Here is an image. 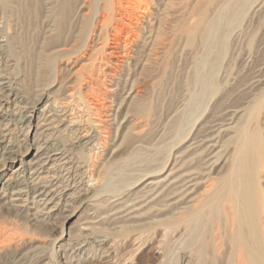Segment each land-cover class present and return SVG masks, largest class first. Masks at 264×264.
I'll return each instance as SVG.
<instances>
[{
	"label": "bare ground",
	"instance_id": "1",
	"mask_svg": "<svg viewBox=\"0 0 264 264\" xmlns=\"http://www.w3.org/2000/svg\"><path fill=\"white\" fill-rule=\"evenodd\" d=\"M199 1L190 5L191 12L188 10L190 14L181 35L185 33L184 48L193 53L194 71L201 76L200 87L183 104L184 110L189 109L183 113L184 118L174 124V136L171 142L168 141H174L184 149L178 151L171 167L167 157L160 166L149 171L147 178L138 175L130 183L126 179L129 174L125 172L128 160L124 159L119 168L121 173L117 174V177L123 176L118 179L121 186L110 179V185L107 184L112 187L113 195L102 201L95 200L99 195H94L91 208L96 216L100 209L108 206L110 217L127 219L132 213L129 209L135 207L140 196L147 195L146 199H155L156 203L166 197L163 208L157 212L168 210L170 215L165 224H176L178 253L175 264H218L221 258L226 264H264V133L258 124L259 113L264 108V39L258 36L256 41L258 27L252 32L248 30L257 15V23L264 25V0H204L203 7ZM42 2L44 7L47 6L45 17L57 15L71 25L64 33L59 22L55 27L46 24L39 40L42 42L36 62L37 77L32 85L22 89L25 76L20 74V63L15 57L14 34L8 31L4 21L9 2L0 0V207L30 216L34 222L39 218L51 219L87 191L85 185L80 190L71 189L64 171H68L66 166L72 150L84 151L98 138L94 133H82L75 138V145L66 146V140L56 144L53 141L55 132L64 138L68 132H73L63 103L77 93L95 111L105 107L108 98L118 89V83L105 86L104 81L107 77H115L123 66L128 70L131 66L135 72L132 88L161 37L166 8L175 4L174 0H81L70 20L69 14L53 11L55 0ZM89 4L93 9L92 19L83 32L81 21L83 15L88 14H82L81 9ZM41 13L44 14L38 12ZM194 17L197 19L193 20ZM236 32L247 36V59L241 67L244 74L232 72L230 78L234 83L252 73V77L237 87L247 90L248 95L240 106L226 111L229 113L225 119L221 116L213 120L206 133H191L199 108L205 106L209 96L219 89L218 74L226 65ZM131 41L138 44L129 55L127 50ZM138 48L144 49L147 57L140 58L136 54ZM79 54L83 63L72 71L74 67L69 66V62ZM253 55L254 59L257 56L260 59L252 66ZM95 68L103 70L101 87L94 83L98 80ZM42 76L47 79L43 85L39 84ZM131 88L125 97L109 99L110 109L99 119V124H117L118 116L124 113L125 120L131 110L137 114V102L142 99L138 89L132 91ZM138 116L141 115L138 113ZM55 124L68 125L55 127ZM18 126L25 130L19 141L23 144L22 150L16 148L11 139ZM106 133L108 136H103L104 139L110 136L109 131ZM163 169L168 170L163 179L152 176ZM96 170L90 169L92 179L96 178ZM141 183L142 188L135 192V197L123 198L122 187ZM171 217L176 219L175 222ZM82 229L76 233L71 229L65 233L61 229L54 244L67 236L66 242L58 245L59 249L64 253L67 248L79 250L80 244L76 241L89 237V234L83 235ZM7 232L5 227L0 228V244H4ZM103 242L98 241V246L101 244L104 248ZM102 254L110 253L105 249Z\"/></svg>",
	"mask_w": 264,
	"mask_h": 264
},
{
	"label": "rangeland",
	"instance_id": "2",
	"mask_svg": "<svg viewBox=\"0 0 264 264\" xmlns=\"http://www.w3.org/2000/svg\"><path fill=\"white\" fill-rule=\"evenodd\" d=\"M42 1L44 0H7L9 2L7 13H9L5 12L6 16L4 15V17L6 18H4V21L8 26V31L12 35L14 34V41L12 42L16 51L15 57L18 58L20 63V74L25 76V79L22 80L23 83L21 82L22 89L23 87L24 89L29 87V84L32 85L34 78L37 77L36 62L39 61L38 52L42 42L39 40H41L43 31L46 29V24L51 23L55 27L59 22L61 32L70 29L71 25L69 22L64 23L63 18H58L57 15L52 18L45 17L47 6L44 7ZM55 1L53 11H62L64 14H69L71 20L76 13V9L80 6L79 2L81 0ZM196 1L174 0V7L166 8V15H163V35L161 34L158 44L152 50L153 53H150L151 55L143 71L137 75L132 88L131 84L135 72L131 69V66L129 70L127 67H120L115 77L105 79V86H108L111 82L118 83V89L111 96L114 100L125 97L130 88L132 91L138 89L142 101L137 102L139 104L136 108L137 114H134L135 112L131 110L125 120H123L124 113H121V116H118L117 124H99V119L103 118L106 111L110 109L108 102L111 97L108 98L105 105L108 109L100 105V110L96 111L90 106V103L82 101L77 93L74 94L73 98L63 103L66 107V119L70 121L69 125H71L73 132L72 134L68 132L65 138L58 137L55 132L53 141L56 144H62L66 140L68 142H65V145L69 146L75 145V138L82 135V133H94L98 138L97 142L95 140V143L93 142L89 147L87 146L85 152L83 150H72L69 164L66 166L68 171H64L65 178H70L68 180L71 189L80 190L85 185L87 191L79 200L67 205L68 207L60 209L52 217L53 219L39 218L34 222L31 221L30 216L18 215L0 207V228L5 227L8 229L5 238L3 237L4 244H0V264H175L176 254L178 253L176 224H165L166 217L170 215L168 210L157 212V210L163 208L166 197H162L156 203L155 199H146L147 195L140 196L142 194L140 192L141 199L134 203L135 207L129 209L132 213L127 219H113L110 217L111 212H108V206L100 209L97 215L94 216L91 200L95 198L94 195H99L98 198H95L99 201L113 195L112 190H110L111 186L108 187L107 183L110 182V179L113 182V180L118 181L119 178L123 177L122 175L117 177V174L120 175L121 173L119 168L123 166L124 159L128 160L125 172L129 175L124 174L130 183L138 175H142V179L147 178V175L151 173L149 171L160 166L167 157L170 163L169 167H171L172 160L179 153L178 151L184 149L181 148L182 146L178 147L174 141L170 143V140L174 136V124L184 118L183 113H186L189 109L184 110L183 104H186L191 93L196 92L195 90L198 91L200 87L198 83H200L201 76L198 77L196 71H194L193 53L190 49L184 48L185 33L181 35L182 28L184 29L188 21L187 17L191 12L190 5ZM199 2V5L203 7L204 0ZM152 8L153 6L151 10ZM81 10L82 14H88L87 16L83 15L81 21L83 32H86L89 27L88 22L92 19L93 9L89 4L83 6ZM40 11L44 14H38ZM195 19L197 17L193 18V20ZM258 19V15L253 17L248 30L252 32L258 27L256 38L263 36L264 39V25L260 26L257 23ZM236 33L228 51L226 65L218 74L219 89L217 93L209 96L205 106L199 108V118L197 117V122L193 125L191 133H194V131L199 135L206 133L213 120L215 121L221 116L225 119L229 113L226 111L240 106L248 95L245 93L247 90H240L237 87L240 83L252 77V73H249L250 76L247 74V76L234 83L230 78L232 72L240 71L241 76L244 74L241 67L247 59V51L245 50L247 36L243 37L242 33ZM249 34L251 35V33ZM137 44V41H131L127 54L131 55ZM137 51L136 54L140 55V58L147 57L144 49L138 48ZM80 54L82 55V53ZM80 54L71 58L69 62V66L74 67L72 71L83 63ZM251 57H253V60L250 62L253 66L260 57L257 56L256 59H254V55ZM103 67L108 69L107 65H103ZM88 69L90 68L88 67ZM127 74L128 80L125 81ZM95 76L98 77V80L94 83L100 84L101 87L102 68H95ZM39 80V84L43 85L47 79L42 76L39 77ZM175 110L179 111L176 112ZM138 113L141 116H138ZM122 120L123 122L119 124ZM258 124L262 133H264V108L259 113ZM64 125L55 124V127ZM197 130L198 132H196ZM107 131H109L110 136L105 140L103 136H108ZM24 132L25 130L20 129L18 126L11 134V139L14 141L16 148L20 147L21 150L23 144H19V141ZM90 167L97 169L95 180L90 175ZM167 172L168 170L163 169L159 174L152 176L156 179H163ZM142 182L144 183V181ZM143 183L138 186L133 184L122 187V191L124 190L123 198L129 197V199H132L135 197L137 195L135 192L140 191ZM117 186H121L119 181ZM171 220L175 222L176 219L171 217ZM214 226L216 227V224ZM61 229H64L65 233L70 229L73 233L82 229L83 235L89 234V237H87L88 239L83 237L85 240L82 237V239L79 238L82 242L81 240L76 241L81 245H79V250L73 251L74 248L72 250L67 248L64 253L58 245L64 244L67 236H64L58 244H54V240L58 237ZM98 241L105 243L103 244L104 248H101V244L98 246ZM105 249H108L110 253L107 256L102 254ZM218 264L226 263L221 258Z\"/></svg>",
	"mask_w": 264,
	"mask_h": 264
}]
</instances>
